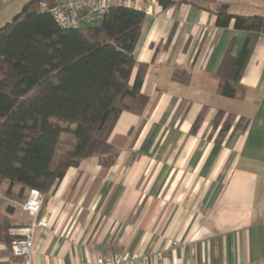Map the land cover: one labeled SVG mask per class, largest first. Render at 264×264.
<instances>
[{
	"label": "crops",
	"instance_id": "obj_1",
	"mask_svg": "<svg viewBox=\"0 0 264 264\" xmlns=\"http://www.w3.org/2000/svg\"><path fill=\"white\" fill-rule=\"evenodd\" d=\"M30 1L0 0V28ZM171 1L131 0L146 14L131 84L143 66L149 103L142 114L120 116L112 166L84 159L42 195L48 226L36 232L35 264L145 252L148 264H264V35L235 97H223L220 66L248 33L218 28L215 14L225 4L234 15L264 16V0ZM220 110L236 118L221 140L213 133ZM237 120L243 125L234 130ZM20 191L0 188V220L13 227L33 220L20 207L29 189L18 198ZM165 252L173 255L157 258ZM15 262L0 241V264Z\"/></svg>",
	"mask_w": 264,
	"mask_h": 264
},
{
	"label": "trees",
	"instance_id": "obj_2",
	"mask_svg": "<svg viewBox=\"0 0 264 264\" xmlns=\"http://www.w3.org/2000/svg\"><path fill=\"white\" fill-rule=\"evenodd\" d=\"M159 2L163 7L175 4ZM54 4L32 0L0 28V188L7 186L9 193L20 188L18 198L25 189L48 194L84 159L97 157L102 166H112L117 152L110 137L120 116L142 114L149 103L142 91L143 66L131 84L145 12L114 7L100 27L63 29L49 11ZM215 14L218 28L248 33L241 52L233 56L228 51L218 72L221 95L232 99L264 33V16L234 15L225 4ZM225 116L220 110L213 121L220 140L236 120ZM242 125L237 120L234 130ZM12 227L0 220V241L10 250Z\"/></svg>",
	"mask_w": 264,
	"mask_h": 264
},
{
	"label": "built area",
	"instance_id": "obj_3",
	"mask_svg": "<svg viewBox=\"0 0 264 264\" xmlns=\"http://www.w3.org/2000/svg\"><path fill=\"white\" fill-rule=\"evenodd\" d=\"M41 6L43 9H47L45 2ZM114 7L133 6L131 0H55L54 6L49 11L61 28L75 29L82 27L84 24L93 25L101 22ZM20 207L33 220L27 226H20L11 230V235L13 236L11 254L16 259L15 264H35L34 246L36 232L39 228L48 226L47 218L41 215L43 207L42 195L38 191L29 190ZM176 245L174 244V246ZM171 255H173L172 252H165L157 254V258L166 259ZM149 260V252L140 253L137 256L126 253L98 257L90 264H148Z\"/></svg>",
	"mask_w": 264,
	"mask_h": 264
},
{
	"label": "water",
	"instance_id": "obj_4",
	"mask_svg": "<svg viewBox=\"0 0 264 264\" xmlns=\"http://www.w3.org/2000/svg\"><path fill=\"white\" fill-rule=\"evenodd\" d=\"M101 25H102L101 22L96 23V26H97V27H100Z\"/></svg>",
	"mask_w": 264,
	"mask_h": 264
},
{
	"label": "rangeland",
	"instance_id": "obj_5",
	"mask_svg": "<svg viewBox=\"0 0 264 264\" xmlns=\"http://www.w3.org/2000/svg\"><path fill=\"white\" fill-rule=\"evenodd\" d=\"M144 11V10H143ZM145 12V11H144ZM88 25H83L82 27H87ZM1 191H3V190H1ZM16 227H18V226H15V227H12V228H16Z\"/></svg>",
	"mask_w": 264,
	"mask_h": 264
}]
</instances>
